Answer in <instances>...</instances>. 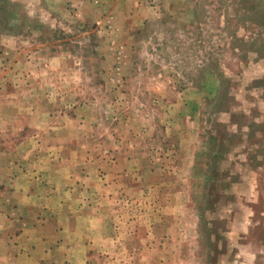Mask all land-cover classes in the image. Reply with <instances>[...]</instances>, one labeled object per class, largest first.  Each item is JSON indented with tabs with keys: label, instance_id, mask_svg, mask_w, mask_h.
<instances>
[{
	"label": "rangeland",
	"instance_id": "rangeland-1",
	"mask_svg": "<svg viewBox=\"0 0 264 264\" xmlns=\"http://www.w3.org/2000/svg\"><path fill=\"white\" fill-rule=\"evenodd\" d=\"M0 129L119 264H264V0H0Z\"/></svg>",
	"mask_w": 264,
	"mask_h": 264
},
{
	"label": "crops",
	"instance_id": "crops-1",
	"mask_svg": "<svg viewBox=\"0 0 264 264\" xmlns=\"http://www.w3.org/2000/svg\"><path fill=\"white\" fill-rule=\"evenodd\" d=\"M12 144L0 142V264H119L121 237L108 233L91 193L84 200V176L75 182L54 163L41 171L39 159L15 151L25 140Z\"/></svg>",
	"mask_w": 264,
	"mask_h": 264
}]
</instances>
